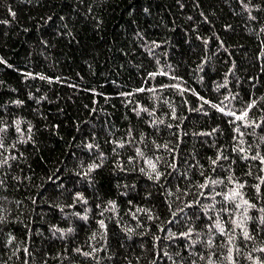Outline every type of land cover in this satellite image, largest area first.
<instances>
[{"label":"trees","instance_id":"16d2710c","mask_svg":"<svg viewBox=\"0 0 264 264\" xmlns=\"http://www.w3.org/2000/svg\"><path fill=\"white\" fill-rule=\"evenodd\" d=\"M0 143V264H264V0H0Z\"/></svg>","mask_w":264,"mask_h":264},{"label":"snow or ice","instance_id":"6c2138e0","mask_svg":"<svg viewBox=\"0 0 264 264\" xmlns=\"http://www.w3.org/2000/svg\"><path fill=\"white\" fill-rule=\"evenodd\" d=\"M12 15H15V13H12ZM143 89H141V91H142ZM213 107H217L218 108V110L219 111H221V112H223L224 111V109L223 108H220L218 105H213ZM231 115H235V113H231ZM245 116H247V112H245L242 116H238V117H236L237 119H239V120H243L244 119V117ZM3 145H2V143H0V147H2ZM256 157H253V159H255ZM262 162H264V159H262ZM152 168H153V171H155V165H152ZM239 187H243V185H240ZM257 188H259V186H257ZM240 193L238 192V191H235L234 193H233V196H237V195H239ZM244 203L245 204H247L248 202L247 201H244ZM101 225L103 226V222H101ZM217 227L219 228V225H217ZM244 236H245V238H249L248 237V233L245 231L244 232ZM209 243H211V241H209ZM262 251H264V249H262ZM85 255H88L87 253H85Z\"/></svg>","mask_w":264,"mask_h":264}]
</instances>
